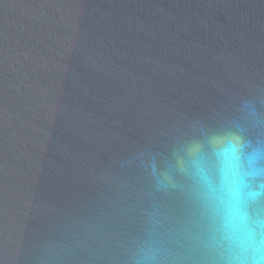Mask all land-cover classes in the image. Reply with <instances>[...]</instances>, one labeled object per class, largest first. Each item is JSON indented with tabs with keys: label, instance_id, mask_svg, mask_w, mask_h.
<instances>
[{
	"label": "water",
	"instance_id": "obj_1",
	"mask_svg": "<svg viewBox=\"0 0 264 264\" xmlns=\"http://www.w3.org/2000/svg\"><path fill=\"white\" fill-rule=\"evenodd\" d=\"M242 98L264 110V0H0V264H129L154 201L175 236L127 161Z\"/></svg>",
	"mask_w": 264,
	"mask_h": 264
},
{
	"label": "clouds",
	"instance_id": "obj_2",
	"mask_svg": "<svg viewBox=\"0 0 264 264\" xmlns=\"http://www.w3.org/2000/svg\"><path fill=\"white\" fill-rule=\"evenodd\" d=\"M127 163L149 178V197L175 194L184 207L169 238L153 202L129 264H264V110L256 101L242 98L236 115L216 126L196 120L166 154L145 149Z\"/></svg>",
	"mask_w": 264,
	"mask_h": 264
}]
</instances>
